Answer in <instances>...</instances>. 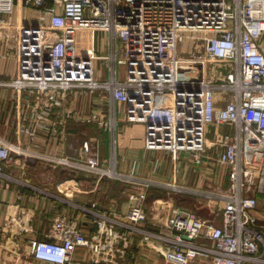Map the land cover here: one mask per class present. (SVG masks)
<instances>
[{
  "label": "built area",
  "instance_id": "2783aa9c",
  "mask_svg": "<svg viewBox=\"0 0 264 264\" xmlns=\"http://www.w3.org/2000/svg\"><path fill=\"white\" fill-rule=\"evenodd\" d=\"M46 1L0 0V31L11 27L17 32V73L0 81V87L47 94L51 103L73 88L104 90L113 103L123 105L125 121L145 125V150H166L173 158L184 152L199 165L209 158L208 144L218 146L216 161L228 167L229 182L225 189L207 192L163 184L175 193L199 197L209 215L173 207L162 227L150 230L143 204L152 182L103 166L98 143L85 139L75 155L50 160L132 182L140 191L131 195L124 214L95 202H73L69 194L53 196L74 215H58L53 236L31 239L30 256L41 263L69 264L76 248L89 247L92 263L117 264L116 254L122 257L129 241L139 237L144 243H161L167 264H264V237L255 227L259 201L252 194L264 192V0ZM24 8L34 11L29 25L23 24ZM84 31H103L115 39L105 81L95 79L97 57L82 53L78 45L77 34ZM117 41L122 44L120 59ZM194 46L203 53L186 57ZM117 64L125 66L123 80L117 79ZM46 114L40 113L38 121ZM115 115L114 107L108 117L95 111L91 118L115 131ZM210 127L215 129L211 139ZM220 127L232 132L220 133ZM19 151L0 137V178L14 180L2 166ZM82 220L94 226L89 238ZM11 221L17 232L27 230L21 220Z\"/></svg>",
  "mask_w": 264,
  "mask_h": 264
},
{
  "label": "crops",
  "instance_id": "0c3cea01",
  "mask_svg": "<svg viewBox=\"0 0 264 264\" xmlns=\"http://www.w3.org/2000/svg\"><path fill=\"white\" fill-rule=\"evenodd\" d=\"M47 2L50 4L51 0ZM24 9L28 10L30 20L33 21L34 11ZM12 20H15V16L11 15ZM95 32L97 31L78 33L77 42L82 53L97 57L93 62L95 79L105 81L109 78L108 64L104 67L97 61L100 59V52H104L106 57L109 56L115 39L103 31H98L99 35L95 38ZM16 33L11 27L0 31V81H9L16 76ZM262 45L264 50V37ZM119 106L123 107L119 103H113L108 92L104 90L91 92L73 88L51 103L47 94L37 95L30 91L18 92L10 87H0V137L10 144L17 145L20 150L19 154H13L12 159L2 166V172L14 180L0 178V264H46L35 261L30 256L29 241L45 240L48 236H53L51 226L58 215H74L70 207L61 204L53 196L69 194V199L73 202H95L100 208L118 214H124L128 210L132 204L129 197H135L140 191V187H136L134 183L112 178L126 185L121 187L122 189H108L102 184L106 178L50 160L51 157L75 155L85 139L96 140L101 160L107 161V167L113 165L121 174L133 175L135 180L146 179L152 182L143 204L148 218L146 227L150 230H158L161 226L159 224L166 221L173 207L193 211L197 210V207L203 208L194 203L196 198L189 208L186 203L190 202L193 194L175 193L164 188L163 184H174L203 192L222 190L228 186V167L221 166L216 161L221 149L210 143L206 153L209 158L204 157L199 165L184 152L173 158L166 150H145L144 141L140 140L138 131L133 128L131 136L125 144L120 143L118 149L116 127L115 131H110L105 125L99 126L96 120L91 118V114L99 111L108 117L115 107L117 124ZM45 112L47 117L38 121V115ZM211 130L215 129L210 127L209 139L213 138ZM218 131L232 132L227 127H220ZM113 138L116 140L115 149L112 146ZM40 169L57 172L55 175H44L45 189L32 184L31 176ZM252 194L259 201L255 211V227L264 237V192L256 189ZM206 212L209 215L207 209ZM12 219L21 220L27 230L17 232ZM80 226L89 238L94 226L87 220H82ZM163 251V245L157 241L144 243L139 237H134L126 246L123 256L116 254L113 261L117 264H167ZM93 257L94 253L89 247H78L73 252L69 264H110L103 260L92 263Z\"/></svg>",
  "mask_w": 264,
  "mask_h": 264
},
{
  "label": "rangeland",
  "instance_id": "374dc122",
  "mask_svg": "<svg viewBox=\"0 0 264 264\" xmlns=\"http://www.w3.org/2000/svg\"><path fill=\"white\" fill-rule=\"evenodd\" d=\"M30 18L31 17L28 14V10L24 9L23 10V24H25V25L26 24H28V25L31 24L32 20H30ZM97 32H95V35H94L95 38H97V36L99 35V33H97ZM85 33H87V32H85ZM194 36H198V34H194ZM198 43H199V45H201L202 42L198 41ZM121 48H122L121 42L117 41V52H116L117 53L116 54L117 59L122 58L121 53H120ZM189 48H191V47H189ZM178 49H179V46H178ZM191 49H192L191 51H188V50L185 51L184 55L186 57H198V56H200L203 53L202 49L199 46H194ZM99 55H100L99 56L100 59L98 61L96 60L98 62V64L103 65L104 67H107V64L109 66V62H108V59L106 57V54H104V52H100ZM222 70H223V74L226 75L227 74L226 73V69H222ZM116 71H117V79L118 80H123L125 78V75H124L125 74V66L121 65V64H117ZM118 110H119V112H118V115H117V124H116L117 137L119 138L118 149L120 148V143L121 144H125L126 140L129 138V136H131L130 132H131L132 128L134 130L138 131L139 136H140V140H142V142H143L144 141V134H145V125L143 123L134 124V123L125 121V119L123 118V113H124L123 107L119 106ZM212 131L213 130H211V134H212ZM102 165L106 166L107 165V161L102 162ZM78 173H80V172H78ZM46 174L55 175V174H57V172H52L51 170L49 171L48 169H45L43 171V170L40 169V170L36 171L34 175L31 176L32 179H33L32 184H34L37 187H40L41 189H45V188H43V187H45L43 185L44 184L43 179H44V175H46ZM70 174H73V173L70 172ZM104 178H106V180L103 181L102 184H103L104 187H106L108 189H110V188H118V189H120L121 187L124 188L125 185H126L125 183L118 182V181L112 179L109 176H104ZM191 198L192 199H190V202L187 201V203H186L189 208H191L192 204H194V203L199 204L198 203L199 197L191 196ZM195 198H196V201L194 202ZM131 199H132V197L130 196L129 200L131 201ZM181 204H184V203H181ZM171 207H173V206H171ZM196 209L197 210H195V212L198 213L200 216H207L208 215V213L206 212V208L205 207H203V208L197 207ZM219 217H221V212H219L217 218H219ZM198 242L200 243V241H198ZM205 243L210 245V242H205ZM189 264H194V263L190 262Z\"/></svg>",
  "mask_w": 264,
  "mask_h": 264
},
{
  "label": "water",
  "instance_id": "95a60500",
  "mask_svg": "<svg viewBox=\"0 0 264 264\" xmlns=\"http://www.w3.org/2000/svg\"><path fill=\"white\" fill-rule=\"evenodd\" d=\"M184 238H187V237L184 236Z\"/></svg>",
  "mask_w": 264,
  "mask_h": 264
}]
</instances>
